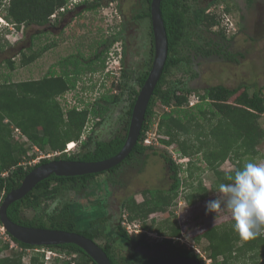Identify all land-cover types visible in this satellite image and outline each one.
<instances>
[{"label":"trees","instance_id":"1","mask_svg":"<svg viewBox=\"0 0 264 264\" xmlns=\"http://www.w3.org/2000/svg\"><path fill=\"white\" fill-rule=\"evenodd\" d=\"M113 1L117 0H85L83 3L86 10H97ZM133 1L132 18L136 21L148 19L151 24L152 0ZM202 1L162 0L161 11L169 39V57L165 70L150 100L139 141L122 162L109 171L106 170L111 173L110 182L117 185L118 179L112 175L116 169L124 167L125 163L131 162L138 166L146 164L151 155H159L163 162L170 165L174 180L170 188L155 191L156 187L147 188L144 201L130 197L122 203L121 212L127 211L130 222L140 221L143 229L140 234L131 235L121 224V220L115 227L117 238L130 242L132 247L126 253L118 251L115 239L103 236L102 227L92 226L96 224L95 221H92L90 228L80 226L70 201L66 198L67 192H87V188L94 185V180H97L102 172L77 176L52 174L40 181L24 198L9 206L10 219L25 226L77 231L95 241L98 238L105 239L104 243L98 244L107 253L112 264H152L158 261V257L142 253L138 248L150 250L159 245L167 247L166 252L160 253L162 257L186 256L201 260L194 250L179 245L178 239L182 235L183 227L179 225L176 214L172 213V220L167 218L160 223L156 220L147 222L150 215L167 211L176 204L183 179L186 180L185 198L189 204L194 205L200 200H205L216 185L225 181L226 174L230 173L221 169L224 161L231 158L237 164V169L243 165L245 159L258 158L261 154L257 146L264 137V127L259 121L264 114V85L259 87L240 84L228 87L219 84L205 87L200 93V89L187 83L186 73L190 70L193 72L192 51L210 54L212 50H204L203 45L209 46L214 42L213 38L210 42L206 41L202 29L196 25L202 23L209 31L215 26H220L215 11L205 14L203 10L194 17L192 12ZM66 3L67 0H0V9L19 29L33 24L50 25L52 14ZM227 5L226 10L230 12L231 5ZM121 13L123 14L122 10ZM220 29L216 32H221L222 28ZM118 36L119 34H116L100 41L97 52L90 58L88 64L92 66L89 68L94 71L96 67L93 64L97 61H102L101 68L105 67V54L114 43L120 41ZM197 36L204 38L203 45L194 40L193 37ZM150 37V56L146 60L145 68L139 69L137 74L134 72L133 76L128 75L127 70H122L119 81H116L117 77L113 75L112 89L96 99L91 107L67 106L69 108L66 109L63 106L59 98L75 86L67 71L61 74L51 71L41 79L22 81L10 80L8 75L0 74V196L5 198L10 191L21 185L34 167L49 161V158H44L35 165H29L28 162L35 156L28 154V143L19 141L15 136V128L20 129L22 136H26L31 146H36L43 152H61L55 155L57 159L99 161L116 155L122 149L128 135L135 101L153 64L155 47L151 25ZM51 47L53 45L48 44L41 51L22 53L21 64L27 66L33 63ZM6 62L11 70H15L16 63L13 58H8ZM175 68L181 70L185 77L177 79L174 83L168 80V76L172 75ZM193 74V77L197 76L196 72ZM114 87L120 92L115 94ZM251 88L254 89L252 92ZM193 95H198L200 100L190 106ZM157 103L169 107L160 115L159 140L166 145L176 143L181 154L190 157L186 167V164H178L172 159L166 150L159 152L155 144L144 142ZM118 105H122L118 116L120 127L108 137L96 138L94 134L97 126H101ZM91 117L100 119L96 121V127L88 137L81 142V149L71 154L64 152L67 143L81 138ZM215 136H218L219 140H215ZM206 170L213 174L210 189L203 182ZM50 201L59 203L48 211ZM39 208L46 212L49 223L41 220L38 214L32 215V212H37ZM231 224L232 220L198 230L194 234V239L199 244L203 240L207 241L205 249L210 250L212 264H264V229L256 236L245 239L233 231ZM149 232H158L163 236V240L151 243ZM11 237L20 245L21 250L14 255L1 256L10 245L0 239V264H45V253L40 251L43 248L66 256L64 259H56L54 264H98L75 243L36 246L24 243L12 235ZM28 248L33 252L27 263L24 262V256L25 249Z\"/></svg>","mask_w":264,"mask_h":264},{"label":"rangeland","instance_id":"2","mask_svg":"<svg viewBox=\"0 0 264 264\" xmlns=\"http://www.w3.org/2000/svg\"><path fill=\"white\" fill-rule=\"evenodd\" d=\"M71 1L72 0H67V2ZM239 3H242V1L229 0L230 5L234 4L231 5L232 8L237 6L236 9H238ZM227 4L228 3L226 1L221 0L217 2L214 8V11L218 15L220 22L219 27L222 29L226 27L225 24L227 21L223 14L227 12L226 14H228L227 16L230 18H232L233 15L232 11V14H230V12L226 10L228 6ZM133 6V0H121L119 1V5L117 1H113L105 4V6L100 7L97 10H86V6L83 5L80 8L74 7V11L67 12L65 15L61 13L58 17H56L58 20L55 21V27L49 25L33 24L30 26H22L19 29L13 24L11 18H6L3 10L0 9V74L3 73L4 75H8L10 80L22 81L28 79H41L51 71L59 74L67 71L75 86L65 95L61 96L59 100L66 109L69 108L67 106L73 105L79 106V108H84L86 105L91 107L96 99H99L111 88L114 79L113 75L117 77L115 78L116 81L121 80L122 75L121 56L123 44L121 42L114 43L106 52L105 67L101 68L102 61H97L93 64L96 67L94 71L92 68H89V66H92L88 64L90 58L95 54V52H97L100 41L111 36H116V34H119L118 37H126L130 41L131 45H129L130 47H128V50L132 64L128 65V75L133 76V74L138 73L137 71L139 69L145 68L146 60L150 56V25L152 26V23L150 24L148 19L137 21L134 20L132 18ZM121 10L124 15L121 13ZM193 14L194 17L197 16L196 13ZM196 27L201 28L202 30L206 28L202 23H199V25H196ZM193 38L203 45L204 38L202 39L200 36ZM48 44H51V46L53 45V47L46 50L36 61L27 66H23L21 64L22 53L31 54L34 51H41ZM204 46L205 48H209L207 45ZM8 58H13L15 60V70L10 69L8 63L6 62ZM256 59V63L261 67L259 63L261 58L256 57ZM198 61L199 60H196L195 62L194 60L192 64L196 65L198 64ZM256 63L250 62L249 66L246 63L243 66L229 67L225 64L223 59H220L217 56H214L211 59L202 58L201 64H199L197 67V72L201 73V78L199 77L198 81L197 78L196 80L186 78V80L188 85L195 87L196 89H200V93L203 92L205 87L219 84H223L228 87H235L240 84L264 85V73L258 77V80H255V78L253 79V77L258 75L256 71ZM173 70L174 71L172 75L168 76V80L170 82L175 83L177 79L185 77L181 70H178L177 68ZM258 72L260 73V70ZM188 73L191 74L192 70L188 71ZM4 75L2 80L5 79ZM252 88L251 92L254 90ZM113 90L115 94L120 92L118 88ZM196 96L198 97V95ZM191 99L194 100L193 97ZM165 109H169V107L166 108L159 103H157L155 106V114L150 123V127L147 130V132L151 133L155 137L153 139V143L150 144H155L159 152L166 150L172 159L176 160L178 164H186L189 162L190 157L183 156L176 143L166 145L159 140L160 133L158 131V123L160 120V115ZM110 114L112 115L101 126H97V130L94 134L96 138L101 139L108 137L112 132L120 127L118 120L119 111L117 110V106H115L114 110ZM99 119L100 117L90 118L84 129L85 138L82 140H85L88 137V135L96 127L94 124ZM259 121L264 127V114H262ZM15 136L18 137L19 141L28 143L26 145L28 148V154L34 155L35 157L46 156V154L55 156L56 154L61 153L53 151L43 152L42 150H38L36 146H31V143L27 141L26 136L24 137L21 134L17 135L16 133ZM214 139L219 140V137L215 136ZM231 139L233 140V137H231ZM80 149L81 141H77V146L74 148L72 153L78 152ZM257 150L260 151L261 156L258 155V158H255L254 160L264 163V137L261 143H259L257 146ZM183 158H186L185 160L187 161H179ZM34 161H38L37 158ZM248 161V158L245 159L243 164ZM32 165H34V163ZM164 166L166 165L162 159L159 158V155H151L147 164L142 168L143 172L138 174V176L135 173L136 170H128L126 177L129 178L131 185L127 189V194H136V191L152 187H156L154 191L159 190L160 188L157 187L160 186L159 183L162 181ZM186 166L187 164L185 167ZM236 167L237 164L231 158H228L222 164L221 169L226 172H232L236 169ZM181 177L183 178V175H181ZM99 179L100 177L97 178V180ZM183 180L184 181L181 183L180 193L177 197L176 204L168 208L167 211L152 213L147 222L151 223L153 220H156L158 223H160L167 218H171L172 220V213L176 214L179 225H182L183 227L182 235L178 239L179 245L182 244L187 248L194 250L199 254L200 258L205 264H212L210 250L205 249L207 246V241L203 240L202 243L199 244L196 239H194V234H196L198 230L201 231L204 230V228L206 229L210 226H216L228 222L231 220V218L226 212H221L216 215L214 212H209L206 210L207 201L217 197V194L214 191H212L205 200L203 199L204 201L200 200L194 205L189 204L185 198L186 180ZM203 182L209 189L212 187V172L207 170L204 172ZM102 184L104 185L105 183L103 182ZM97 186V183L96 186L95 184L90 185L87 190L94 192L93 194H98L100 190L97 188ZM93 194L89 195V197L92 198ZM75 198H77L78 201H76ZM86 198L87 197H83V194L78 193L75 196V193L70 194L67 192V199L70 201L72 207L75 206L72 208V210H74V212L77 210L76 215L78 216L80 215V211L83 208L81 203ZM137 198L139 201L142 200L141 195H138ZM3 199L4 198L0 196V206ZM96 199L101 201L103 198L98 196ZM98 203H96L94 207L97 206L103 208L104 203L97 205ZM56 204V202L54 203L50 201V208H48V211H50L51 208H54ZM39 209L40 210L37 212H32V215L38 214L41 220L49 223L50 220L46 212L43 210V208ZM124 214L128 216L127 211H124L121 215L124 216ZM93 216L94 215L90 217ZM107 218L108 217L105 216V219ZM198 218L200 220H198ZM137 223L141 224L140 221H137ZM103 226V236L105 235V237H107V235L112 236L114 234V225H108L107 221V223ZM5 231L6 232L4 233V230L0 227V239H3L10 245L9 239L11 238H3V236H9L6 229ZM148 236L150 242L153 244L159 243L163 240V236H161L158 232L148 233ZM98 241L100 243H104L105 239H100ZM116 245L118 251L126 253L129 250L130 242L120 238L116 242ZM20 250L21 249L17 245H14L13 247H9V249L4 250L1 253V256L14 255L19 253ZM32 252L33 251H26L24 262H29ZM142 252L144 251L142 250ZM59 256L60 255L57 253L56 255H52V258L48 261H45V264H54L55 260L60 258ZM65 257L61 256L62 259Z\"/></svg>","mask_w":264,"mask_h":264},{"label":"flooded vegetation","instance_id":"3","mask_svg":"<svg viewBox=\"0 0 264 264\" xmlns=\"http://www.w3.org/2000/svg\"><path fill=\"white\" fill-rule=\"evenodd\" d=\"M93 1V0H90ZM221 0H203L201 3L198 4L197 9H194L192 13L199 14L204 10L205 14H212L215 8V5L217 2ZM227 3H229V0H224ZM242 3H239L238 9L237 6L233 7L231 6V11L233 12L232 18H230L229 24L226 25L225 28L222 29L221 32H216V30H219L220 27L215 26L212 30H207L204 28L202 30V34L206 39V41L211 40L213 38L214 42L210 43L209 48L203 47L204 50H212V53L210 54H204L202 52H196L192 51V63L198 61V64L192 65L193 72L190 74L186 73V78L188 79H195L200 77L201 78V73L197 72V67L199 64H201V60L203 59H211L214 56H217L220 59H223L225 64L229 67L232 66H243L246 63L249 66L250 62L256 63V57H260V65L261 67L256 63V71L258 73L257 76L253 77L255 80H258L261 76V74L264 73V0H241ZM118 5H119V0H117ZM85 6L84 3H80L76 5L77 7H82ZM234 5V4H231ZM236 9V10H235ZM73 10L65 11L62 12L63 15H65L67 12H70ZM230 11V14L232 12ZM234 16V17H233ZM58 17V15L56 16ZM53 18L52 23L49 26L55 27L56 22L58 18ZM221 30V29H220ZM219 30V31H220ZM151 41V40H150ZM123 44L122 46V70H128V65L132 64L131 59H130V54L128 47H130V41L125 37H122L120 41ZM206 45V44H205ZM217 49H219L217 51ZM260 70V73L258 72ZM197 73V76L193 77V73ZM252 75V74H251ZM254 76V75H252ZM256 86H263V85H256ZM122 105L117 106V110H121ZM49 158V161L55 158V156H49L45 157ZM44 159V158H42ZM40 161V160H39ZM165 163V162H164ZM147 164V163H146ZM146 164L142 165H134L131 162L125 163V166L119 169H116V171L113 173L112 176L117 177L118 182L117 185H114L110 182V176L111 173H107L106 171H103L102 174L99 175L100 179L99 180H94V184L96 186L97 183V188H100V194L103 199H101L99 204L106 203V205L101 207H94L96 204L95 202L89 205V207H85V210L80 211V215H76L77 212L72 210L76 216L77 221H79L80 226H85V228H90V225L92 224V221H95L96 224L92 225L94 227H102L104 228L103 225H105L108 221V225H114V228L117 226L119 221L121 220V209H122V203L129 199L130 197H134L135 199L138 200V195H141L142 200H145V190L147 189H142L139 191H136L137 193H132L130 195L127 194L128 192V187L131 185L130 180L128 177H126L128 170L134 169L136 170V175L141 174L143 166ZM166 166H164V174L162 177V181L160 186L158 188H170L174 182L173 177H172V172L170 170V165L165 163ZM109 171V170H107ZM106 174H105V173ZM105 175V176H103ZM108 178V179H107ZM96 182V183H95ZM105 183V187L102 183ZM78 193L75 194V196ZM81 194V193H79ZM105 196V197H104ZM67 198V196H66ZM76 201L77 198H75ZM82 201V200H81ZM139 201V200H138ZM84 202V201H83ZM82 202V203H83ZM55 203V202H54ZM56 203H59L58 201ZM81 203V206L83 205ZM97 204V205H99ZM118 206H117V205ZM57 205V204H56ZM55 205V207H56ZM93 205V206H92ZM92 206V207H91ZM75 207V206H73ZM71 206V209L73 208ZM84 207V206H83ZM118 207V208H117ZM100 211V212H99ZM94 215L93 217H90ZM103 215V216H102ZM105 216L108 218L105 219ZM84 228V227H83ZM114 234L112 236L107 235V239L113 238L115 239V244L118 241L117 236L115 235V230L113 232ZM100 240L99 238L97 239V242L99 243ZM132 244L130 243V247ZM167 249L166 245H159L156 246L153 249L147 250V249H142L138 248L142 253H146L149 256H156L158 257V261L167 259L170 257H162L160 256L161 252H166L165 250ZM154 252V253H153ZM202 264H205L203 260H200ZM213 262V259H212Z\"/></svg>","mask_w":264,"mask_h":264},{"label":"water","instance_id":"4","mask_svg":"<svg viewBox=\"0 0 264 264\" xmlns=\"http://www.w3.org/2000/svg\"><path fill=\"white\" fill-rule=\"evenodd\" d=\"M162 0H152L151 23L154 36V59L149 75L135 101L128 135L122 149L114 156L99 161L53 159L34 167L23 179L21 185L10 191L0 206V220L6 230L18 240L36 246H52L75 243L82 247L98 264H112L109 256L97 241L77 231L25 226L14 222L8 216L9 206L22 198L42 180L52 174L77 176L98 173L111 169L122 162L141 137L150 100L154 94L169 57V39L161 11ZM152 264H202L196 258L179 256L156 261Z\"/></svg>","mask_w":264,"mask_h":264},{"label":"clouds","instance_id":"5","mask_svg":"<svg viewBox=\"0 0 264 264\" xmlns=\"http://www.w3.org/2000/svg\"><path fill=\"white\" fill-rule=\"evenodd\" d=\"M84 1L80 3H83ZM59 9L56 10L55 13L59 11ZM62 12L65 11H60L57 15L59 16ZM77 141L82 142V136L79 140H74V142L76 143L74 145V148L77 146ZM74 148L71 151H66V146L64 152H66L67 154H71ZM213 191L217 194V197L215 199L207 201L206 210L209 212H214L216 215L221 212H226L232 220L231 227L233 231L237 232L243 238L247 239L256 236L262 229H264V163H260L255 160H249L248 162L244 163L241 167L237 168L234 172L226 174L225 181L220 182L218 185H216ZM122 216L123 215H121V224L123 220ZM130 223H137V221ZM7 233L11 237V234L8 231ZM45 249L46 248H43L40 251L45 253V261H47L46 256L47 251H49V249ZM61 256L62 255H60L59 257Z\"/></svg>","mask_w":264,"mask_h":264},{"label":"built area","instance_id":"6","mask_svg":"<svg viewBox=\"0 0 264 264\" xmlns=\"http://www.w3.org/2000/svg\"><path fill=\"white\" fill-rule=\"evenodd\" d=\"M82 1H84V0H72L71 2H67L63 7H61V8L59 9V11H57L56 13H54V14L52 15V17L55 18V17L57 16V14H58L60 11H66V10L73 9L78 3L82 2ZM227 15H228V14H226V13L223 14V16H225V17H226V20H227L225 25L229 24V22H230V17H228ZM192 97L194 98V100L191 99V101H190V104H191V105L197 103V102L200 100L199 97H197L196 95H193ZM195 97H197V98H195ZM18 132H19V133H18ZM15 133H16L17 135H20V134L22 135V133H21V131H20L19 128H15ZM24 137H25V136H24ZM17 138H18V137H17ZM83 138H85V135H84V134L82 135V139H83ZM154 138H155V137H154L151 133L147 132V135L145 136V139H144L145 144L153 143V139H154ZM71 143H72V142H70V143L67 144V149H66V151H71V150L74 148V145H75L76 143L74 142V145H73V146H71V145H72ZM37 149L40 150L38 147H37ZM54 155H55V154H54ZM49 156H50V154H46V156H36V157L33 158L31 161H29L28 164H29V165H32V164L34 163V165H35V164H37V163L39 162V160H41L42 158L49 157ZM36 158H37L38 161H34ZM185 159H186V158H183V159H180L179 161H182V162L187 161V160H185ZM33 161H34V162H33ZM122 224H123L124 227H126V229L128 230V232H129L131 235H133V234H138V233H140V232L142 231L140 224H139V223H130L129 220H128V216L125 215V214H124V216H123ZM0 227L4 230V233H5V232H6V231H5V228H4L1 224H0ZM7 237H10V236H6V237L3 236V238H5V239H6ZM10 238H11V237H10ZM9 243H10V247H13L14 245H17V246L21 249L20 245H19L18 243H16L12 238L9 239ZM36 250H38V249H36ZM26 251H32V249L28 248V249H26ZM43 251H45V250H43ZM47 253H48V255L46 256L47 261L50 260V259L52 258V255H56L55 252L50 251V250L47 251Z\"/></svg>","mask_w":264,"mask_h":264},{"label":"crops","instance_id":"7","mask_svg":"<svg viewBox=\"0 0 264 264\" xmlns=\"http://www.w3.org/2000/svg\"><path fill=\"white\" fill-rule=\"evenodd\" d=\"M100 190V188H98ZM94 192H91L90 190H87V192L83 193V197H87L86 199H84V202L82 203L83 206L85 207H89L90 204L92 203H98L100 200L99 199H96L98 196L100 197L101 195L100 194H93ZM92 195V198L89 197V195ZM95 198V199H94ZM100 203V202H99ZM98 203V204H99ZM89 204V205H88ZM104 205H106V203H104ZM85 207H83L85 209ZM83 208L81 209V211H83Z\"/></svg>","mask_w":264,"mask_h":264},{"label":"bare ground","instance_id":"8","mask_svg":"<svg viewBox=\"0 0 264 264\" xmlns=\"http://www.w3.org/2000/svg\"><path fill=\"white\" fill-rule=\"evenodd\" d=\"M72 145L71 146H73L74 145V141H72V143H71Z\"/></svg>","mask_w":264,"mask_h":264}]
</instances>
